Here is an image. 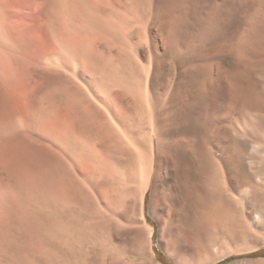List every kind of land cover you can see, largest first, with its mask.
Segmentation results:
<instances>
[{"label": "bare ground", "instance_id": "obj_1", "mask_svg": "<svg viewBox=\"0 0 264 264\" xmlns=\"http://www.w3.org/2000/svg\"><path fill=\"white\" fill-rule=\"evenodd\" d=\"M154 1L156 2L157 0H154ZM171 1L172 0H167L166 2L163 3V6L159 5V6L163 7V9H162L163 13L161 14V12H160L161 15L157 20L155 18V20L157 22L156 25H157V28L159 30L158 31L159 37H157V39L159 38V42L168 50L169 49L170 50L175 49L174 52L178 51L176 53L184 54L187 50L183 53L179 49V47H178L179 45H177V43L179 44V40H177V38L179 39L180 38L179 36L183 34V31L180 30L177 23H178V21L181 20V18L184 20L187 19L190 15H187L186 11L189 12L190 7L192 8V10L190 8L191 12L193 10H195V9H193V6L198 5L197 2H199L200 0H189V2H190L189 6L190 7L187 5V3L185 4V1H183L184 3L182 2L181 5H172V6H174V8L171 6V4L174 3V0H173V3ZM247 1H249V0L244 1V3L242 1H240V2L245 4V3H247ZM250 1H251V3L253 2V0H250ZM256 1H259V3H260V4L257 3V4H259L258 9H256V6H255L256 12L258 10L260 15H258V12H257L258 16L255 15L256 16L255 17L253 14H252V16H254V18H256V19L258 18L260 21L264 22V0H256ZM256 1H254L255 3L253 2L255 5H257ZM143 2H144V0H23V1H20V0H0V41H3V39L5 38V35L7 36V34L12 29L10 20L13 21L11 18L15 15L13 13V8L15 7V5H17V4L23 5L26 8L30 9L32 12H34L35 11L34 8L37 7L36 9H38V12L36 11L37 13L33 14L34 19H33V17H31L33 19V22L25 24V26H26V28L30 29L31 31L33 30V31H36L37 33L39 32L45 36V38L47 40L46 42H48V44L50 45V48H53L55 51L59 52V53H56L57 55L55 54L53 58L51 57L49 59L50 60L49 63L52 65V62L54 64V61H55V63L58 62L57 65L58 64L61 65L62 62L66 61L65 57H63L66 52H67L66 54L71 55L70 57H74L75 54L79 53V51L84 52V53L86 52V49H87V51L88 50L91 51V44L90 43L92 40V36H94L95 33H93V35H91V37H89L90 36L89 33L92 34V31L97 29L96 28V26H97L96 21L98 19H100V20L106 19L107 24L103 23V25L106 24V29L107 28H109L110 30H114V29L117 30L118 29L117 31H119V29H123L124 31L123 30L120 31L122 34L126 30H128L129 28L132 30V28H134V26H135L134 24H136L135 22H137L139 20L140 21L146 20L144 18L147 17V12L150 11V9H152L151 7L153 6V4L152 5H150V4L153 2H152V0H145V5L142 4ZM240 2H239V0H214L212 2L213 4L211 5L212 7L209 6V7H211V9H209V12H208V19H207L208 24H206L208 26H205L206 27L205 29H207L208 33L216 31V29L218 28L217 27L218 25H220V28H218L217 30L220 32H223V34L225 31H226L225 33H227L229 30L232 31L233 28L237 27L236 23H237V20H239V19H236V17H237V12H239V10L237 11V9L239 7L238 5H241ZM175 3H176V1H175ZM200 3L201 2H199V4ZM227 3H229L230 7H232L233 13L236 12V14H235L236 17L234 15H228V13H226L225 9H226ZM253 3H252V5H254ZM157 4H159V3H157ZM248 4H249V2L246 5L247 7L249 6ZM156 5L154 6L155 8H157V6H158V5L157 6ZM148 7H150V8L148 9ZM162 7H159L160 11H161ZM187 7H189L188 10H186ZM243 7H244V5H243ZM247 9H249V8H247ZM252 9H253V7H252ZM229 10L231 11V8L228 9V11ZM22 11H24V10H22ZM155 11H156V9H155ZM232 11H231V13H232ZM240 11L243 12L242 8ZM242 12H240V13H242ZM244 12H246V11H244ZM150 13H151V11L149 12V14ZM195 13H196V11H195ZM191 14H193V13H191ZM254 14H256V13H254ZM15 17H16V15H15ZM241 17H243V15H241ZM241 17L239 16V18H241ZM184 20H181V21H184ZM251 22L254 23L253 20ZM224 23L228 25V28H226L227 25L225 26L226 29H229V27H230V29L228 31L227 30L222 31L221 28L224 27L222 24H224ZM152 24H154V23H152ZM237 24L239 26L240 22H238ZM221 25H222V27H221ZM136 26H137V24H136ZM262 26H264V25H262ZM262 26H261V28H262ZM94 27H95V29H94ZM251 27H252V25H251ZM251 27H249V29ZM99 28H101V27H99ZM109 29L107 30V32L110 31ZM237 29L239 30L240 27L233 29V31L234 30L236 31ZM244 29H242L244 33L240 34V36H237L239 34L235 33L237 38H238V40L236 39L238 41V43L236 42L235 46H233V44H234L233 39H235V38H233L235 36L234 32H233V35L231 37V38H233L232 39L233 42L231 41L233 47L231 46V48L236 50V54H238V56L241 55V52H243V51L239 52L240 50H243V46H245L247 48L248 45L246 46L245 42L247 41V44H248V42L253 41V40H251L253 38H250L251 35H252L251 37H253V34H251V33H249L250 35L246 34V33H248V31H244ZM262 29H264V27ZM96 31H98V29ZM104 31L101 32L102 34L100 35L99 38L103 37ZM253 31H254V27H253ZM85 32H87V33H86V37H85V44H84L83 49H82L78 44L81 43V42L79 43V41L81 39V35H82V33H85ZM204 32H205V30H204ZM130 33H132V31ZM216 33H218V32L216 31ZM216 33L214 32L213 34L216 35ZM128 34H129V32H128ZM143 34H145V31ZM211 34L212 33H210V35ZM227 34H228L227 37H229V33H227ZM260 34H261V32H260ZM260 34H258V35H260ZM113 35H114V33H113ZM118 35H120V34H118ZM247 35H249V37ZM258 35L256 34L255 36H258ZM121 36H123V35H121ZM127 36H129V35H127ZM138 36H140V35H138ZM219 36H220V34H219ZM260 36L261 37H259L260 38L259 40L261 41L263 34ZM106 37H109V34L105 35L104 38H106ZM115 37L116 36H114L113 39H115ZM215 37L217 38V36H215ZM109 38H111V37H109ZM131 38L132 37L129 36L130 40L126 39V41L128 40L130 43L131 42L133 43V41H132L133 38L132 39ZM141 38H143V40L145 39L144 37H142V35H141ZM146 38H147V36H146ZM113 39H112V41H113ZM134 39H135V37H134ZM149 39L150 38L148 36L147 41H149ZM255 39L258 40V38H256V37H255ZM5 40H4V42H5ZM143 40L141 42L145 43V42H143ZM229 40H231V39H229ZM114 41H116V40H114ZM145 41H146V39H145ZM151 41H149V42H151ZM181 41L183 42L182 39H181ZM102 42H104V41L102 40ZM229 43L230 42L228 41L226 44H229ZM242 43H244L245 45L244 44L242 45ZM116 44H118V43H116ZM140 44H141L140 42L137 43L138 48H139L138 50L140 53L139 57H142L143 60L139 59L141 61H139L138 63H135V64H129L128 63L129 66H127V65L123 64V62L122 63L118 62L119 59H117V60H115L116 58L113 59V56H115V54H113V53H109L108 57H101V50L99 47L100 45L98 43L97 48L94 49V51H93V53L96 56L97 61L96 62L92 61V66H91L92 71L94 72V70H95L97 77H95V80L91 84L89 89H88V87L87 88L84 87L86 91H84L82 89L83 90L82 92L83 93L86 92L87 96L83 97V95H80V97H82V98H80L77 101L72 100V99L64 101L59 106L56 105L55 107L51 108V110H48V112H47V114H48L47 116L50 120L49 122L52 123V119L54 118V116L59 111L65 110L70 115V116L69 115L68 116L71 117V119L73 118L75 121L81 123V125H80L81 127L78 128L77 130H74V132H70L68 134H64V133L62 134V133H60V129L57 130L54 126H51V129L48 132L49 133L48 134L49 143L47 142L45 144V146L43 145V143H39L38 140L25 138V140L27 139L26 140L28 143L27 146H25V147L23 146L24 147L23 149L22 148L19 149V147H17V146H16L17 148L13 147L14 138H15V130L17 129L16 124L12 123V125H10L9 123H7L9 125H4V124H3L4 126L0 125V155L2 152L3 153L8 152L9 153L8 157L9 158L11 157L10 159L12 160L9 164V167H8L10 172H12V177H13V182H10L11 183L10 188L11 187H17V185L23 184L22 181L25 178H22L21 174H23V173L25 174L27 172H30V174H33L34 172L37 173L39 171V168L41 167L40 166L41 161H42L41 159L47 158L46 159L47 161L45 159H43L47 163V169H46L47 204L45 207L40 208V210L36 209L35 213L32 217H33V224L36 225L38 231L42 230V228H44L49 233V247H48V245H47V247H44V246L43 247L45 248V250L47 249V252H48L47 254L49 255V260H51L55 264L56 263L60 264L59 259H60V261L62 260V264H78V263L82 262V249L79 247L78 242H80L82 239L81 236H82L84 227L87 226L88 224H90L92 222V220L98 218L102 213L108 214V212H109V214H110V212L113 211L112 209H114V207H115L114 204H116L115 209L117 208V206L120 208L118 210V213L122 217H125L124 219L130 218L132 214H133V218L135 219V221H134L135 224L133 223V221L131 223L134 225L133 230H131V231L129 230L131 236H129L130 240L127 243L128 249H125L127 252H129V254H126L127 255L126 257L129 258L131 255H133V256H136L137 258H141V261H139L138 263L136 262L135 264H162L161 262H159V263L156 262L159 259H158L157 253L154 251L155 247H153L154 228H153V226H151L147 222L145 214H144V203H145L144 201H145L146 191H147V188H148V186L151 182V179L154 175L156 167H157V170L159 169L158 170L159 176L157 175V172H156V177H158L156 179V181L157 182L159 181V183H161V185H164V186H162V187H164L162 197L164 199L163 204L165 207L164 208L163 207L158 208L159 211L161 212L162 221L164 222V225L162 224V226L164 228L162 231V237L161 238H163V240H165L167 243L166 244V248H167L166 251H169V253L171 255H173L175 258H177L178 261H182V262L186 263L189 261V259L187 260L188 256L190 258H197L199 256L205 257L204 259L201 258V259L205 260L206 256L205 255L203 256L200 253L201 248L198 245L195 247V244H197V243L204 244V247H205L204 251H210L211 253L214 254V257L210 256V259L205 260L203 263L200 262L201 264H212V263H215L221 259L226 258L227 256H229L231 254L242 253L245 251L248 252L250 250L258 248V245L249 246V244H248L249 243L248 240L251 236L252 237L257 236V234L252 232L249 222H250V219H252V220H254V222H256L257 225H260L264 228V200L260 197L263 200V202L260 201V202H262V206H261L262 211L256 210V212L253 213L252 210L245 208L246 206L243 205L244 207H242L241 203H243V202L241 201V199L236 194L233 193L234 188L237 190V187H239V185H240V184L239 185L236 184L237 182L235 183V178H237V181L240 180V179H238V176L240 174L239 171L242 170V169H240V164H241L240 160H242V159L240 158L241 155L239 157V152H238V148H237V146L238 145L240 146V144L235 143L236 139H235V141L232 140V139L236 138V133H235L236 130L233 129L231 131L232 134L230 136H233L234 138L228 137L229 141L231 143L227 141L228 138L225 137L226 135L225 136L221 135L223 137V141H224V138H226V141L228 143L227 144L225 143L223 145L222 144L223 141H222L220 144L217 145L214 143L215 142L213 139L214 137L212 136L213 134L215 135L216 133L212 134V132H211L209 135L205 136L207 139H204L203 141L200 139V136L198 134H195L193 136L185 135L186 134L185 131H184L185 133H183V135L178 136V133H176L174 130L175 129L174 124H176V123H170V122H172L171 121L172 117L174 118L177 116V119L179 120L178 114L176 113V110L174 113H176L177 115L173 114V112H172L173 108L175 106H176V108H178L177 105L179 106V104L182 106V108L184 110H186V111L188 110L187 112L192 111V112L199 113L200 117L202 118V121H204V122H208V120L207 121H205V120L209 119V117L214 118V119L217 118V121H218L219 118L214 116V113L217 110L213 113L211 111V110H213V108L211 109V105L206 101L208 100V98H209L208 96L210 93L215 94V89L218 88V85H219L218 83H219L221 77H223L224 79L226 78V76L224 75V74H226V71L223 67V64L219 63V62H213L212 61L213 63H211V64L208 63L209 65L200 64V63H198L199 65H197L196 64L197 62H195V64L201 68L206 67L207 72H208V76L206 75L207 78L205 77L206 79L204 81H202L201 84H198L197 86H196V84H194V87L196 86V88H198V92H196L198 94H196V95H192L193 93L191 94L190 91L184 90V88H186V87H183L184 85L182 86L180 84V80L177 79L176 75L169 78L168 81L165 79L166 82H164V84L162 81H160L162 83V85H164L166 87V92L164 95L165 97L163 99L164 103L162 105L159 103L160 102L159 101V93L156 92V90H155V81H156L155 76H156V72H157L156 70H158L157 68L159 67L158 66L159 62H157V61H159V59L157 58L159 50L157 52V49H156L157 47L155 45L157 43L155 42V44H154L152 42L151 43L152 46H149L148 48L146 47L147 49H142V47H141L142 50L139 47ZM212 44H214V43H212ZM253 44L255 45V43H253ZM253 44L251 45V47L253 46ZM259 44H261V43L259 42ZM259 44H258V46H260ZM104 45H106V43ZM133 45L136 46L135 44H133ZM209 46L211 49V45H209ZM158 47H160V45ZM180 47H181V45H180ZM222 47H223V45H222ZM226 47L228 48V45H226ZM245 47H244V51L247 50V49L245 50ZM249 47H250V43H249L248 49H249ZM189 48H191V45ZM227 48L225 50L231 49L230 47L228 49ZM192 50H193V52H192ZM192 50H190L189 53L186 52L185 54H187V55L190 54L189 56H191V58L194 59L197 55L194 52L196 51V53H197L199 50H195V49H192ZM251 51H252V49L250 48V53H251ZM256 51H257L256 53H258V54L260 53V52H258V50H256ZM60 52H62L63 56L60 54ZM174 52L172 51V53L171 52H169V53L172 55V54H174ZM200 52H203V51H200ZM84 53H81V54H83V57L81 56L82 58H84V56H85ZM106 53H108V52H106ZM243 53L245 54V52H243ZM89 54H90V52H89ZM244 54H242V55H244ZM261 54H263V52ZM86 56H87V54H86ZM121 56H120V58H121ZM175 56H178V54H176ZM199 56H200V54H199ZM244 57L247 58V56H245V55H244ZM244 57H242V59ZM180 58H181V56H180ZM182 58H183V56H182ZM260 58L261 57H259L257 60L255 59L256 60L255 62L257 63V61H259ZM184 59L186 60V58H184ZM263 59H264V57H263ZM263 59L261 58V60H263ZM261 60L259 61L260 63L258 62L260 65L257 63L259 67H262L264 65V63H262L263 65L261 64V62H262ZM175 61H177V64L175 67H177V69H178V66L180 67L183 63H178L180 61V60L178 61V59H175ZM194 61H195V59H194ZM218 61L221 62V60H218ZM237 62H239V61H237ZM74 63L76 64L77 62L74 60ZM83 63H84V61H83ZM157 63H158V65H157ZM185 63L186 62H184L183 66H181V67H183L182 70L187 72V74H188V72L191 73L192 69H194L193 67H195V66L192 67L189 65V67L192 68L191 69ZM202 63H205V62L202 61ZM241 63H243V60L241 61ZM251 64H252V59H251ZM57 65L55 64V67H57ZM235 65L238 66L237 63H235L233 68H235ZM243 65H245V62L243 63ZM259 67L256 68L258 75H259L261 70H263V71H261V73L264 74V67L260 70H259ZM184 68H185V70H184ZM233 70H236V69H233ZM258 70H259V72H258ZM173 71H176V70H173ZM178 71H180V70H178ZM178 71H176L175 73H178ZM224 71H225V73H224ZM239 71L237 70V74L239 73ZM254 71H255V69H254ZM75 72H78V71L76 70ZM128 73H131V74L127 75ZM261 73H260V75H261ZM89 74H91V73L89 72ZM184 74L185 73H181V75H183L185 77ZM187 74H186V76H187ZM70 75L72 76L73 74H70ZM157 75H158V72H157ZM235 75H236V73H235ZM235 75H233V76L235 77ZM239 75H240V73H239ZM234 77H232L231 79H233ZM128 78L130 80H128ZM231 79L229 82L225 80L226 84H227V82L230 84V82L233 81V80L231 81ZM241 79H243V78H241ZM125 80H128V81H125ZM248 80H249V78H248ZM67 81H68L69 85L74 83V81H71L69 79ZM158 81H159V79H158ZM182 81L185 82L186 78L184 80L182 79ZM238 81L236 78H234V82L232 84H230V85H232V87H230V89H232V90H230V91H232L231 95L234 98L233 101L231 100L233 103L236 99L238 101L241 94H243V93L248 94V92L251 93V91H253L250 89V91L247 92L246 90L248 89V87L246 86V88H245V86L243 85L244 88L246 89L245 90L243 88V86H241L239 84ZM240 81L242 82V80H240ZM81 84H84V83H81ZM81 84H79V86ZM74 85H75V83H74ZM157 85H159V84H157ZM222 86H220V88ZM75 87L77 88V86H75ZM161 88H163V87H161ZM78 89H76V90L79 92L80 90H78ZM116 89L126 91V93L129 94V98L127 97L126 102H128V100H129L128 103H130V104L127 107L124 106V107H126L125 111L128 114L129 123H130L128 125V127H126V126L124 127L123 125L117 123L115 120V116H117V115L114 116L113 114L115 111L112 112L113 106H112L111 96H113L112 93ZM189 89H190V86H189ZM242 89H243V91H246V92L242 93ZM194 90L195 89H193V91ZM195 91H197V90H195ZM216 93L218 94V92H216ZM247 94H244V95H247ZM253 94L254 93H252L251 95H253ZM23 95H24V93H23ZM251 95L249 94V97H251ZM253 97H254V95H253ZM214 98H216V97H214ZM219 98H221L220 94H219V97H217V99H219ZM115 99H117V98H115ZM216 100H215V102H216ZM122 101H124V100L122 99ZM212 101H213V99H212ZM215 102L213 104H216ZM240 102H244V99L239 101V103ZM246 102L242 103L243 107H241V106L240 107L244 108L246 105ZM259 102L261 103V101H259ZM210 103H211V101H210ZM252 103H253V101H252ZM256 103H258L257 100H256ZM263 104L264 103H262V105ZM221 105H222V103H221ZM228 105H230V103ZM238 105H240V104H237V106ZM217 108L219 110H221L220 109L221 107L220 108L217 107ZM214 109H216V107ZM223 109L224 108H222V110ZM186 111H184V112H186ZM118 113L119 112H117L116 114H118ZM123 113H125V112H123ZM123 113H122V115H123ZM186 114H188V113H186ZM222 114H224V112ZM225 114L222 116H225L227 118L228 115L226 116ZM192 116H195V115L192 114ZM126 117L127 116H125V118ZM179 117H181V116L179 115ZM121 118H123V117H121ZM185 118H187V116ZM195 118H197V116H195ZM44 119H46V118H44ZM174 119H176V118H174ZM214 119H213V122H214ZM223 119H224V117H223ZM67 120H68V118H67ZM196 120L197 119H195L193 121H196ZM199 120H200V124L201 123L203 124V122H201V119H198V121ZM221 120H222V118H221ZM39 121H41V120H39ZM119 121H120V117H119ZM182 121H183V119H182ZM210 121H212V120H210ZM74 122H72V123H74ZM262 122H264V121H262ZM124 123H125V121H124ZM210 123L214 124L215 122L214 123L210 122ZM172 124H173V126H172ZM200 124L197 123V125H200ZM52 125H53V123H52ZM68 125L70 126L71 124L69 123ZM205 125L206 124L204 123V126ZM214 127H216V126L214 125ZM232 128H234V127H232ZM72 129H73V127H72ZM176 129H177V127H176ZM230 129H229V131H230ZM214 130H212V131H214ZM233 131H235V132H233ZM177 132H179V130ZM237 135H239V134H237ZM221 136H219V137H221ZM26 141L23 142V144H25ZM14 145H15V143H14ZM20 147H22V146H20ZM41 148L42 149L45 148V151H47V149L51 150L50 153L47 155V157H43V155H44L43 153H47V152H44V150H42L43 151L42 152ZM226 148H229V150L227 149L229 152L226 150ZM220 150H222V153H219V152H221ZM225 151H227L228 153H226ZM38 152L43 154V155L39 156ZM157 154H159V156H160V160H158L159 161L158 163H157ZM38 156L41 157V159H39ZM44 156H46V154ZM82 163H84L88 166V170H85L84 168H82V166H81ZM43 167L44 166H42L41 168H43ZM4 169H5V167H4ZM33 177H34L33 180H35L38 176L36 174ZM260 177H261L260 175L258 177H256V178H258V181H257L258 184H256V189H253L254 191H256V195H255L256 199L258 198L260 193L264 194V183L262 182V180L264 178L261 180ZM136 180H139L138 184H134V182L136 183ZM10 181H11V179H10ZM240 181L242 182V180H240ZM243 181H244V179H243ZM247 184H249V183H247ZM38 185H40V184L39 183L30 184V185L28 184L29 187H33V188H37V189L39 188ZM259 185H261V186H259ZM8 187H9V183H7V188ZM156 187L157 188H160V187L155 186V190L157 193ZM162 187L160 189H162ZM251 188H252V186H251ZM160 189H158V191H161ZM231 189H233V191H231ZM242 190L243 189H241V191ZM181 191L185 195L183 200L179 197V195H180L179 193ZM238 192L240 193V191H238ZM241 194H242V192H241ZM252 194H253V192H252ZM251 197L254 199L253 195ZM228 199L230 200L229 205L224 206L227 203L224 201H226V200L228 201ZM219 203L221 205L223 203L224 205H222V206H224V207L221 209L219 207V209H218ZM154 204H157V205H153V207L156 206L155 207V209H156L158 207L159 203L154 202ZM256 204H257V202H256ZM159 206H160V204H159ZM189 209H192L194 211L193 212L194 213L193 221L195 222V225H196V226L194 225V227H193L194 236L190 235V232L188 233V231H187V228H188L192 232L191 226L186 225L184 223V219H186V220L188 219L187 216H188ZM157 213H155V214H157ZM178 214H181V216H183V218L179 219L177 217ZM1 215H0V217H1ZM159 216H160V214H159ZM209 218H213L212 220H214V223L215 224L219 223L218 224V225H220L219 228L222 227L224 229V231L226 232L225 233L226 234L225 239L224 238L222 239L224 241H219L218 239H213L212 241L201 242L203 239H205L207 232L209 230H211V228H212L210 226V221L208 222V220H210ZM187 222H188V220H187ZM4 225H5V223H4ZM15 225H13V226H15ZM123 226H124V224H123ZM119 227L120 226H118V228ZM9 230L11 231V228H9ZM16 230H17V228L15 229V231ZM3 231H4L3 234L6 233V230H3ZM129 231H127V232H129ZM216 231H218V230L216 229ZM35 233H36V230H35ZM3 234H2V236H3ZM11 234H13V233H11ZM11 234H10V236H11ZM16 234H18V232ZM215 234H216V232H215ZM47 235H46V237H48ZM0 236H1V233H0ZM17 237H19V236H17ZM35 237H37V236H35ZM41 238H42V236H41ZM11 239L13 240V238H11ZM11 239H9V240H11ZM26 239L28 240V238H26ZM30 239L32 240V237L29 238V241H31ZM42 239H44V238H42ZM122 239L124 240V237ZM13 241L15 244V240H13ZM19 241H20V239H19ZM34 241H35V239H34ZM37 241H38V243H42L44 240H42V242L39 240H37ZM117 241H119V240H117ZM7 242H10V241H8V239H7ZM22 242L20 241V243H22ZM121 242H123V241H121ZM24 243H25V241H24ZM30 243H28V242H27V244L25 243V246L29 247ZM113 243H114V241H113ZM10 244H11V242H10ZM14 244H11V245L13 246ZM45 244H41V249H42V245H45ZM251 244H253V243H251ZM263 245H264V243H263ZM23 246H24V244H23ZM33 247H35V248L31 247L32 248L31 249L29 247L31 249V251H33L31 253L35 252L34 249H36V251L39 250L38 248H36L37 245H34ZM116 247H117L116 249L119 251V249H118L119 246H116ZM121 247L127 248V247H124V244L123 245L121 244L120 248ZM21 248L22 247H20V250H21ZM16 249H19V248L16 247ZM25 250H27V252H28L29 249H25ZM45 250H43V251H45ZM16 251H18V250H16ZM24 251L22 249L23 253H24ZM122 252H124V251H122ZM19 253H20V251H19ZM25 253H26V251H25ZM39 253H41V251L38 252V257L41 256V255H39ZM29 254L30 253H28V257H27L28 259L32 258L31 254L30 255ZM44 255H45V252H44ZM110 255L108 254V256H110ZM21 256H23V255L21 254ZM95 256L93 257V259H95ZM99 257H101V255ZM27 258H26V260H28ZM21 259L22 258H20V260ZM106 259H109V261L107 260L108 263H105L106 261L103 262L105 264H134V263H130L128 261L125 262V258L123 259L124 261L123 260L115 261L113 258H109V257ZM115 259H116V257H115ZM194 260H196V259H194ZM21 261L23 262V260H21ZM28 261L32 263L31 259ZM190 261H191V259H190ZM196 262H195V264H196ZM256 262H257V264H264V260H259ZM16 263L18 264L19 262H16ZM34 263H36V262L34 261L32 264H34ZM188 263H190V262H188ZM180 264H181V262H180ZM190 264H192V263H190ZM249 264H250V261H249Z\"/></svg>", "mask_w": 264, "mask_h": 264}, {"label": "rangeland", "instance_id": "obj_2", "mask_svg": "<svg viewBox=\"0 0 264 264\" xmlns=\"http://www.w3.org/2000/svg\"><path fill=\"white\" fill-rule=\"evenodd\" d=\"M20 1H23V0H20ZM166 1L167 0H157L156 2L159 3V4H157L154 0H152L153 3L150 4V5L153 4V6L151 7L152 9H150L151 15L149 14L150 11H148L147 17L144 18L146 20H144V21L139 20V21L135 22L137 24V26H136V24H134L135 26H134V28H132V30L129 28L123 34L120 32L123 29H119V31H117L118 29L117 30L114 29L115 31L110 30L109 28L106 29V24H107L106 19H103V20L101 19L102 21L100 19H98L96 21L97 22L96 28L98 29V31H96L97 30L96 29V30L92 31V34L89 33L90 34L89 37H91V35H93V33H95V35H96V36L94 35L95 37L92 36V40L90 43L91 44V51L88 50L90 52V54L87 51V49H86L85 53L79 51V53L75 54L74 57H70L71 55L66 54L67 52L65 53L66 56L65 55L63 56L62 52H60V54L63 57H65L66 61L62 62L61 65L58 64L59 66L57 65L58 62L55 63V61H54V64L52 62V65L49 63V61H50L49 59L51 57L53 58L54 55L56 53H59V52L55 51L53 48H50V45L48 44V42H46L47 40L43 34H41L39 32L37 33L36 31H33V30L31 31L30 29L26 28V26H25V24L33 22V19H34L33 14H36L38 12V9H36L37 7L34 8L35 11L33 10L34 12H32L30 9L26 8L23 5H19V4L15 5V7L13 8V13L16 15L17 18L15 17V15L11 18L13 20V21L10 20L12 29L7 34V36L5 35V38L3 39V41H0V76H1L0 77V125L4 126V125H9V124L12 125V123L16 124L17 129L15 130V138H14L15 145L13 143V147H15V148L19 147V149H21V148L23 149L25 146H27V144H28L26 141L27 139L38 140L39 143H43V145L45 146V144L47 142L49 143V138H48L49 133L48 132L50 131L51 126H54L57 130L60 129V133H62V134L63 133L68 134V133L74 132V130H77L78 128H80L81 123L75 121L73 118H72L73 119L72 120L71 117H69L70 115L65 110L59 111L54 116V118L52 119L53 125H52V123L49 122L50 120L47 116L48 115L47 112H48V110H51V108L55 107L56 105L59 106L64 101L71 100V99L77 101L80 98H82V97H80V95H83V97L87 96L86 92L83 93L82 91L83 90L86 91L85 88H87V87L89 89L91 84L94 82L95 77H97L95 70L93 69L94 70V72H93L91 66H92V61H95V62L97 61L96 56L93 53V51H94V49L97 48L98 43L100 45L99 47L101 50V57H108L109 53H113V54H115V56H113V59H115V58H116L115 60L119 59L118 62H121V63L123 62V64L129 66V64L138 63L139 61H141L139 59H142V57H139L140 53H139V50H138L139 48L137 45L138 42L141 43L139 46L140 49H141V47H142V49H147L149 46H152V44H151L152 42L154 44L156 42L157 44H155V45L157 47L156 48L157 52L159 50L158 57H157L159 59V61H157V62H159V65L157 63V65L159 67L157 68L158 70H156L158 72V75L156 72L155 90H156V92L159 93V101H160L159 103L162 105L164 103L163 99L165 97L164 95L166 92V87L164 85H162V83L160 81H162L164 84V82H166L165 79L168 81L169 78L176 75L177 79L180 80V84L182 86L184 85L183 87H186V88H184V90L190 91L191 94L193 93L192 95H196V94H198V93H196V92H198V88H196V86L198 84H201V82L207 78L206 75L208 76L207 68L206 67L201 68V67L197 66V65H199L198 63L209 65L213 62H219V63L223 64V67L226 71V74H224L226 76V78L224 79L223 77H221V79L218 83L219 84L218 88L216 87L218 90L215 89V94L210 93L211 95L209 94V96H208L209 98L206 101L211 105V109L213 108L214 111L211 110L213 113L217 110L215 112L216 114L214 113V116L219 118L218 121H217V118L214 119V118L209 117V119H206V120L203 118L205 121L208 120V122H204V121H202V118L200 117L199 113L192 112V111L187 112L188 110L187 111L184 110L182 108V106L179 104V106L177 105L178 108H176V106H175L173 108L174 111L172 110L173 114H176V113L178 114L179 120L177 119V116H176L177 114H176L175 115L176 117H174V118H176L177 120L172 117V119H171L172 122H170V123H176V124H174V126H175L174 130L176 133H178V136L183 135V133H185V132H186L185 135H191V136L198 134L200 136V139L203 141L204 139H207L205 136L209 135L211 132H212V134L216 133L215 135L213 134L212 136L214 137L213 138L215 141L214 143L217 145L223 141L222 136L226 135L225 137H227V138L228 137L234 138L233 136H230V135L232 134L231 131L233 129L236 130V132L233 131L236 133V138H234L232 140L235 141V139H236L235 143L240 144V146L238 145L237 148H238V152H239V157L241 155L240 158L242 159V160H240V163H241L240 169H242V170L239 171V173H240L239 176L241 178L238 176V179L242 180V182L240 180L237 181V178H235V183L237 182L236 184H238V185L240 184L239 185L240 188L237 187V190L234 188V191H233V189H231V191H233V193L236 194L241 199V201L244 203V204L241 203L242 207L246 206L245 208L252 210L253 213L256 212V210L262 211L261 206H262V202L264 200V194L260 193L258 198L256 199V196H255L256 191L253 190V189H256V184H258L257 183L258 178H256V177H258L260 175L261 180L264 178V122H262V121H264L263 120L264 119V104L262 105V103H264L263 102L264 101V83H263L264 82V74L261 73V71H263V70H261L260 71L261 75H260V73L258 75L257 70H256V68L259 67L258 66V64L260 63L259 61L261 60V58L263 59V57H264V55H263L264 54V29H262L264 27V26H262V25H264V22L260 21L258 18L257 19L254 18L255 15L256 16L260 15L258 10H257L258 15L256 12V9L259 8L260 3H259V1L253 0V2L256 1V4L257 3H259V4L255 5L254 4L255 2L254 3L252 2L254 4V5H252L251 1L249 0V1H247V3L249 2V4H248L249 6L247 7L246 6L247 3L243 4L244 1H246V0H239V2L242 1L243 3L240 2V4L242 6L238 5L240 8L238 7V9H237V11L239 10V12H237V17L235 16L236 12L233 13L232 7H230V4L227 3L226 9H225L226 13H228V15H234L236 17V19H239V20H237V23L240 22V24L238 26V24L236 23V25L238 28L240 27V29H241V30L239 29L240 31L237 29L238 30V31L236 30L237 32L235 30L233 31V29L237 28V27H235L232 29V31H230L229 30L230 27H229V29H226V28H228V25L225 24L226 22L224 23L225 25L222 24L224 26V27H222V25H221L222 31L223 30L224 31L229 30L227 32V33H229V37H230L229 38V37H227L228 34L225 33L226 31L223 34V32H220L217 30L218 28H220V25H218L217 26L218 28L216 29V31L218 33L220 32L219 33L220 36L218 33H216V31H214L216 33V35L213 34L214 32H210V33H212L210 35V33H208L207 29H205L206 28L205 26H208V25H206V24H208V22H207L208 12H209V9H211V7H212L211 5L213 4L212 2L214 0H200L199 2H201V3L199 4V2H197V4L199 6L194 5L193 9H195V10H193L192 12L190 11L191 7L189 6L190 5L189 0H174V3L172 0L171 2L173 4H171V6L172 5H181V3L183 1H185V4L187 3V5L190 7V8L187 7V9H186V10H188V8H189V12L186 11L187 12L186 14L190 15V16L185 20L181 18V20H184V21L180 20L177 23L180 30L183 31V34L179 36L180 38L179 39L177 38V40H179V44L177 43V45H179L178 47L183 53L186 50H187L186 52H188V53L192 49L199 50L197 53H196V51L194 52L195 54H197L196 57L194 58L195 59V61H194V59L191 58V56H189L190 54L189 55L185 54L186 52L184 54L176 53L178 51L174 52L175 49L174 50L169 49L170 50L169 51L167 48H165L159 42V38L157 39V37H159V32H158L159 30H158L157 25H156L157 24L156 20L163 13V10H162L163 7L162 6H163V3ZM175 1L177 4L175 3ZM142 4L145 5V0ZM154 4L155 5L157 4L158 6L162 5V6H159V7H162L161 11L157 5H156L157 8H155ZM243 5H244V7H243ZM209 6H211V7H209ZM255 6H256V9H255ZM172 7L174 8V6H172ZM252 7H253V9H252ZM149 8L150 7H148V9ZM230 8H231V11L233 14L231 13L230 10H229L230 12L228 11V9H230ZM241 8H242L243 12L240 11ZM247 8H249V9H247ZM155 9H156V11H155ZM22 10H24V11H22ZM191 10H192V8H191ZM195 11H196V13H195ZM244 11H246V12H244ZM160 12H161V14H160ZM240 12H242L243 14ZM191 13H193V14H191ZM254 13H256V14H254ZM252 14L254 16H252ZM238 15L240 17H241V15H243V17L239 18ZM31 17H33V19ZM155 18H156V20H155ZM252 20L254 23L251 22ZM103 23H106V24L103 25ZM152 23H154V24H152ZM226 25H227V27L225 28ZM251 25H252V27H251ZM261 26H262V28H261ZM99 27H101V28H99ZM249 27H251L252 29L251 28L249 29ZM253 27H254V31H253ZM94 29H95V27H94ZM108 29L110 30V31H108L109 33L107 32ZM242 29H244V31H248V33L245 32L246 34H249V33L253 34V37H251L252 35L250 36V38H253V39H251L253 41L250 40L251 42H248V44L246 41L245 42L246 46L247 45L249 46V43H250L249 49H248V46H247V48L245 46H243V50H240L239 52L243 51V52H245V54L243 52H241V55L238 56V54H236V50L231 48L232 42H233L232 39L235 38V39H233L234 40L233 46H235L236 45L235 43L236 42L238 43L237 36H240V34L244 33ZM130 30L132 31V33H130L131 32ZM204 30H205V32H204ZM102 31H104L103 37L99 38L100 35L102 34L101 33ZM144 31H145V34H143ZM128 32H129V34H128ZM233 32H234L235 36L233 38H231L233 35ZM260 32H261V34H260ZM86 33L87 32L82 33L81 39L79 41V43L80 42L81 43L78 44L82 49H83V46L85 44ZM113 33H114V35H113ZM235 33L239 34V35L236 36ZM255 33L257 35L263 34L261 41L259 40L260 39L259 37H261V36L260 35L255 36L256 35ZM104 34L105 35L109 34V37H111V38H109V37L104 38L105 37ZM118 34H120V35H118ZM121 35H123V36H121ZM127 35L131 36L133 39L135 37L134 40L131 38L133 43L132 42L130 43L128 40L126 41V39H129V36H127ZM138 35H140V36H138ZM141 35H142V37H144L146 39V41H145V39L143 40V38H141ZM214 35L217 36V38ZM249 35H247V36L249 37ZM114 36H116L115 39H113ZM146 36H147V38H146ZM148 36L152 40L151 41L149 39V41H151V42L147 41ZM254 36L256 38H258L259 41L256 40ZM139 37L145 43H142L141 42L142 40ZM101 39L104 42H102ZM112 39H113V41L114 40H116V41L113 42ZM181 39L183 40V42L181 41ZM229 39H231V40H229ZM4 40L6 43L4 42ZM226 41L227 42L229 41L230 43L226 44L227 43ZM259 42L261 44H259ZM105 43H106V45H104ZM116 43H118V44H116ZM212 43H214V44H212ZM253 43H255V45ZM133 44H135L136 46H134ZM243 44L244 43H242V45ZM252 44H253V46L251 47ZM258 44L261 47L258 46ZM159 45H160V47H158ZM180 45L183 49L180 47ZM190 45H191V48H189ZM209 45H211V49H210ZM222 45H223V47H222ZM226 45H228V48L230 47L231 49L225 50L227 48ZM256 46L258 48L259 47L260 48L258 49ZM244 47H245V50L247 49L246 51H244ZM250 48L252 49V51H251V53L253 52L252 54L250 53ZM256 50H258V52H260V53L259 54L256 53L257 52ZM172 51L174 52V54L171 55L169 52L172 53ZM200 51H203V52H200ZM106 52H108V53H106ZM192 52H193V50H192ZM262 52H263V54H261ZM81 53H84V55H85L84 58H82L83 54H81ZM86 54H87V56H86ZM176 54H178V56H175ZM199 54H200V56H199ZM242 54L247 56L248 59L246 57H244V55H242ZM120 56H121V58H120ZM180 56H181V58H180ZM182 56H183V58H182ZM242 57H244V58L242 59ZM257 57L258 58L261 57L259 59V61H257V63L259 62L258 64L255 62L258 59ZM184 58H186V60ZM175 59H178V61L180 60L178 63L184 64V62H186L185 64L188 65V67H189V65L192 67L193 66H195V67H193L194 69L189 67L192 69V72L191 73L188 72V74H187V72L182 70L183 67H181V66H183V64L180 67L178 66V69H177V67H175L177 64V61H175ZM217 59L221 60V62L218 61ZM251 59H252V64H251ZM74 60L77 62L76 64L74 63ZM242 60H243V63L245 62V65H243V63H241ZM83 61H84V63H83ZM202 61L205 63H202ZM237 61H239L240 63ZM261 61H262L261 64L264 63V59ZM195 62H197L196 63L197 65L195 64ZM235 63H237L238 66L235 65V68H233ZM55 64L57 65V67H55ZM263 67H264V65L262 67H259V70L262 69ZM253 68L255 69V71ZM233 69H236V70H233ZM76 70L78 72H75ZM173 70H176V71L180 70V71H178L179 74L175 73L176 71H173ZM184 70H185V68H184ZM237 70L238 71L240 70L239 71L240 75H239V73L237 74ZM259 70H258V72H259ZM225 71H224V73H225ZM89 72L91 74H89ZM181 73H185L184 74L185 77L183 75H181ZM235 73H236V75H235ZM70 74H73V75L71 76ZM130 74L131 73H128L127 75H130ZM186 74H187V76H186ZM233 75H235V77ZM228 77L230 79L232 77L236 78L237 81L239 80L238 81L239 84L241 86L244 85L245 88L247 86L248 87L247 90L243 86V88L247 92L250 91V89L253 91H251V93L248 92V94H247V93H243L246 91H243V89H242L243 94H241L238 101L236 99L233 103L232 101L234 100V98L231 95L232 91H230V90H232V89H230V87H232V85H230V84H232L234 82V78L231 79V81L232 80L233 81L230 82V84H229L228 82L230 81V79ZM157 78L159 79V81ZM185 78H186V81L183 82L182 79L184 80ZM241 78H243V79H241ZM248 78H249V80H248ZM68 79L71 81H74L75 85H74V83L69 85L68 81H67ZM128 80H130V79L128 78ZM128 80H125V81H128ZM225 80L228 81L227 84H226ZM240 80H242V82ZM80 82L84 83L86 86L84 84H81ZM156 83L159 84L160 86L157 85ZM79 84H81V85L79 86ZM194 84H196L195 87H194ZM75 86H77V88ZM189 86H190V89H189ZM220 86H222V87L220 88ZM161 87H163V88H161ZM76 89H78L80 91L78 92ZM193 89H195L197 91H195V90L193 91ZM216 92H218V94ZM23 93H24V95H23ZM252 93H254L253 94L254 97H253V95H251ZM112 94H113V96H111V99H112L111 101H112V106H113L112 112L115 111L113 115L114 116L117 115V116H115V120L117 123L123 125L124 127L125 126L128 127V125L130 123H129L128 114L126 113L125 109L130 104V103H128L129 100H128V102H126L127 97L129 98V94L126 93V91H122V90H118V89H116ZM219 94H220L221 98L217 99V97H219ZM244 94H247V95H244ZM249 94L251 95V97H249ZM114 97L117 99H115ZM214 97H216V98H214ZM122 99L124 101H122ZM212 99H213V101H212ZM243 99H244V102L239 103V101H241ZM209 100L211 101V103ZM215 100H216V102H215ZM256 100L258 101L259 104L256 103ZM252 101H253V103H252ZM259 101H261V103ZM214 102L218 106L216 104H213ZM245 102H246L245 107L241 108V107H243L242 103H245ZM221 103H222V105H221ZM229 103H230V105H228ZM236 103L240 104V105H238L239 107L237 106ZM124 106H126V107H124ZM214 106L216 107V109H214L215 108ZM217 107H219V108L221 107L220 108L221 110H219ZM222 108H224V109L222 110ZM175 110H176V113H174ZM183 110L186 112H184ZM117 112H119V113L116 114ZM123 112H125V113H123ZM223 112H224V114L226 113L225 114L226 116L228 115L227 118L225 116H222V115H224V114H222ZM122 113H123V115H122ZM186 113H188V114L190 113V114L188 115ZM192 114L197 116V118H195V116H192ZM179 115L181 117H179ZM185 115L187 116V118H185L186 117ZM125 116H127V117L125 118ZM219 116L222 118V120ZM43 117L46 119H44ZM119 117H120V121H119ZM121 117H123V118H121ZM223 117H224V119H223ZM67 118H68V120H67ZM182 119L184 122L182 121ZM195 119H197V120L193 121ZM198 119H201V122H203V124L202 123L200 124V120L198 121ZM213 119H214L215 123L213 122ZM39 120H41V121H39ZM210 120H212V121H210ZM124 121H125V123H124ZM209 121L214 123V124H211ZM72 122H74V123H72ZM7 123H9V124H7ZM67 123L68 124L70 123L71 125L69 126ZM197 123L200 125H197ZM204 123L206 124L205 126H204ZM214 125L216 127H214ZM71 126L73 127V129ZM172 126H173V124H172ZM176 127H177V129H176ZM232 127H234V128H232ZM211 129L212 130L215 129V130L212 131ZM229 129H230V131H229ZM178 130H179V132H177ZM237 134H239V135H237ZM219 136H221V137H219ZM25 138H27V139L25 140ZM229 138L227 139L228 142H230ZM24 140L26 141V143H25L26 145L23 144V142H25ZM225 141H226V138H224V141H223L224 143L222 142L223 145L225 143L226 144L228 143L227 141L226 142ZM20 146H22V147H20ZM227 149L229 150V148H226V150ZM42 150H44V152H47V153H43L44 155L46 154V156H44L43 154L38 152L39 153L38 155L39 156L43 155V157H47V155L51 151L50 149H47V151H45V148H43V149L41 148V151ZM220 151L221 152H219V153H222V150H220ZM227 151H225V152L228 153L229 151L228 152ZM2 153L0 155V173H1L0 174V177H1L0 178V196H1L0 197V213L3 216L0 214L1 215V217H0V223H1L0 224V233H1V236H0V249H1L0 250V264H17L16 262H19L18 264H32L34 261L37 264H41V263L42 264H55L54 262L49 260V255L47 254L48 253L47 249L45 250V248H44V247H47V245L49 247V233L44 228H42V230L38 231L36 225L33 224V217H32L34 215L36 209L40 210V208L45 207L47 204V187H46L47 186L46 185V169H47V163H46L47 160L46 159L47 158L42 157L43 159L46 160L45 161V160L41 159V157L38 156V158L42 160L40 166L41 167L44 166L45 168L40 167L39 171L37 173L34 172L33 174H30V172H27L25 174L24 173L21 174V177L25 178L22 181L23 184L17 185V187H11L10 188V184H11L10 182H13V177H12V172H10L8 167H9V164L12 160L10 159L11 157L10 158L8 157V154H9L8 152L3 153V154ZM158 160H160L159 154H157V163L159 162ZM3 166L5 167L6 170L4 169ZM81 166L85 170H88V166L86 164L82 163ZM158 170L156 167L154 175H153L151 182L147 188L146 195H145V201H144L145 202L144 203V214H145L146 220L154 228L153 247H155L154 251L157 253L158 259H159L156 262L157 263L161 262L162 264H180V262H181V264L182 263L183 264H190V263L195 264V262L198 260L196 262V264L197 263L201 264L200 262L203 263L205 260L210 259V256L214 257V254L211 253L210 251H204V249H205L204 244H201V243L195 244V247L198 245L201 248L200 253H201V255L206 256L205 260H203L205 257H200V256L197 257L198 255L196 256L197 258H190L188 256L187 260L189 259L188 262H190V263H188V262L184 263L182 261H178L177 258H175L173 255H171L169 253V251H166L167 250V248H166L167 243L165 240H163V238H161L162 237V231L164 228L162 226V224L164 225V222L162 221V218H161V212L158 209V208H162V207L164 208L165 207L163 204L164 199L162 197L163 191H164V187H162V186H164V185H161V183H159V181L158 182L156 181V179L158 178V177H156V172H157V175L159 176ZM36 174L38 177L35 180H33V178H34L33 176ZM10 179H11V181H10ZM243 179H244V181H243ZM262 182L264 183V179L262 180ZM7 183H9L8 188H7ZM35 183L40 184V185H38L39 186L38 189L28 186V184L30 185V184H35ZM138 183H139V180H136V183L134 182V184H138ZM247 183H249V184H247ZM155 186H158L160 188L162 187V189L156 187L158 194L156 193ZM251 186H252V188H251ZM259 186H261V185H259ZM158 189H160L161 191H158ZM241 189H243V190L241 191ZM238 191H240V193ZM241 192H242V194H241ZM252 192H253V194H252ZM179 194H180L179 197L183 200L184 196H185L184 193L181 191ZM252 195L254 196V199L251 197ZM260 201H262V202H260ZM154 202L160 204V206L158 204V207L156 209H155L156 206L153 207V205H157V204H154ZM224 202H227L228 204L226 203L224 205L223 204ZM224 202L222 203V205L227 206V205H229L230 200L228 199V201L226 200ZM256 202H257V204H256ZM114 205L116 207V204H114ZM222 205L219 203L218 209H219V207H220V209L223 208L224 206H222ZM115 207H114V209H115ZM114 209H112L113 211H111L110 214H109V212H108V214L102 213L98 218L92 220V222L90 224H88L87 226L84 227L83 233L81 236L82 239L80 242H78L79 247L82 249V262H80L78 264H92V263L93 264H105V263H108L107 260L109 261V259H106L108 257L113 258L115 261L123 260L125 258V262L128 261V262L134 263V264L136 262L138 263L139 261H141V258H137L136 256H133V255H131L129 258L126 257L127 256L126 254H129V252H127L125 249H128L127 243L130 240V237H129V236H131L130 231L133 230V226H134L131 223H132V221H133V223L135 221V219L133 218V214L131 215L130 218L124 219L125 217H122L118 213V210L120 208L117 206V208H116L117 210L115 209L116 210L115 211ZM193 212L194 211L192 209H189L188 216H187L188 222L186 219H184V223L186 225L191 226L192 232L188 228H187V231H188V233L190 232V235H192V236H194L193 227L195 225V222L193 221V219H194V213ZM155 213H157V214H155ZM159 214H160V216H159ZM177 217L179 219L183 218V216H181V214H178ZM209 219L210 220H208V222L210 221V226L212 228H211V230H209L207 232L205 239H203L201 242H208V241H212L213 239H218L219 241H224V240H222L223 238L225 239V235H226L225 234L226 232L224 231V229L222 227L219 228V226H220V225H218L219 223L215 224L214 220H212L213 218H209ZM4 223H5V225H4ZM249 223H250V228H251L252 232L257 234V236H253L254 238L251 236L248 240V242H249L248 244H249V246L258 245V248H255V249L250 250L248 252L245 251L242 253L231 254V255L227 256L226 258L221 259V260H219L215 263H212V264H239V263L240 264H244V263L249 264V261H250V264H257L256 261L264 260V245H263V243H264L263 242L264 241V228L260 225H257L256 222H254V220H252V219H250ZM123 224H124V226H123ZM13 225H15V226H13ZM118 226H120L119 227L120 229L118 228ZM9 228H11V231L9 230ZM16 228H17L16 231L18 232V234H16L17 233L15 231ZM216 229L218 231H216ZM3 230H6V233L3 234V232H4ZM35 230H36V233H35ZM127 231H129V232H127ZM215 232H216V234H215ZM9 233L10 234L13 233V234H11V236H10ZM2 234H3V236H2ZM46 235L48 237H46ZM17 236H19V237H17ZM35 236H37V237H35ZM41 236L44 239H42ZM120 236L122 238L124 237V240ZM31 237H32L33 241L31 239H30L31 241H29V238H31ZM11 238H13V240H15V244ZM26 238H28V240ZM7 239H8V241L11 242V244H14V245L12 246L10 244V242H7ZM9 239H11L12 241ZM19 239L21 242L22 241L23 242L20 243ZM34 239H35V241H34ZM37 240H39L41 242H42V240H44V241L42 243H38ZM117 240H119V241H117ZM24 241L26 244H27V242L28 243L31 242L29 245L30 248L31 247L35 248L33 246L37 245L36 248H38L39 250L36 251V249H34L35 252L31 253V252H33V251H31L32 248L30 249L29 247H26ZM113 241L115 244L113 243ZM121 241H123L124 243ZM251 243H253V244H251ZM23 244L25 247L23 246ZM41 244H45L46 246L42 245V249H41ZM121 244L122 245L124 244V247H127V248H122V247L120 248ZM15 246L18 247L19 249H16ZM116 246H119L118 247L119 251L116 249L117 248ZM20 247H22L21 250H20ZM23 247L25 249H29L28 252ZM22 249H23V251L25 250L27 254L25 253V251L23 253ZM16 250H18V251H16ZM43 250H45V251H43ZM121 250L124 252H122ZM19 251H20V253H19ZM39 251H41V253H39V255H41V256L38 257ZM44 252H45V255H44ZM28 253L31 254L32 258H29V259L27 258ZM21 254L23 256H21ZM108 254L109 255L111 254L110 255L111 257L108 256ZM100 255H101V257H99ZM94 256H95V259H93ZM25 257L28 260L31 259L32 263L29 262L28 260H26ZM115 257H116V259H115ZM20 258H22L21 260H23V262L20 260ZM201 258H203V259H201ZM15 259L16 260L18 259L19 261L18 260L16 261ZM190 259H191V261H190ZM194 259H196V260H194ZM59 262H60V264H62V260L60 261V259H59ZM103 262H105V263H103ZM36 263H34V264H36ZM56 264H58V263H56Z\"/></svg>", "mask_w": 264, "mask_h": 264}]
</instances>
